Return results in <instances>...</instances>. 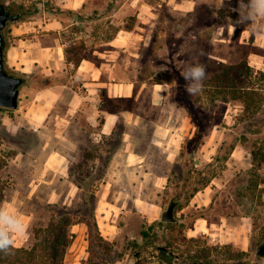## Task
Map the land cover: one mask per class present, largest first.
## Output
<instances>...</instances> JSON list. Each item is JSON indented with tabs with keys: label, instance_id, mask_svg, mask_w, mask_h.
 Segmentation results:
<instances>
[{
	"label": "rangeland",
	"instance_id": "374dc122",
	"mask_svg": "<svg viewBox=\"0 0 264 264\" xmlns=\"http://www.w3.org/2000/svg\"><path fill=\"white\" fill-rule=\"evenodd\" d=\"M87 1L82 12L88 20L70 26L65 38L68 43L80 41L77 46L79 55L98 60L100 53H94V49L110 51L112 45L109 42L121 29L125 31L123 46H119L118 52L114 51L111 55L118 58L119 63L115 66L118 76L136 80L141 94L138 100L126 102L124 108L135 109L145 115L158 110V107L151 105L150 97L157 86L164 84L169 93L168 102L173 103V109L179 106L182 111L180 115L173 113L172 120L183 121L184 115L189 116L190 133L197 131V134L204 136L203 140L197 136L185 139L184 145L190 150L197 148L201 141L205 142V147L203 151L195 152L184 149L185 157L176 166L173 183H181L186 196L180 201L187 203V196L195 187L205 188L207 179L215 182L207 188V206L192 205L180 210L177 205L176 229L171 231V226H163L165 236L179 246L176 249L178 258L172 264L185 262L187 256L206 246L217 247L213 249L212 259L218 263H225L231 251L246 250L248 254L235 260L234 264H264V256L259 253V244L264 241V164L256 162L251 166L252 162L246 159L238 164L244 157L242 151L228 162L230 145L242 141L250 151L251 145L264 144V83L258 78L254 79L253 87L258 89L250 94L249 100L255 101L259 110L250 117L251 112L244 110V103L230 97V90L215 80L217 73L209 67L218 61L233 64L247 60L257 70L264 71V18H250L252 0H230L229 4L215 6L199 1L192 10L166 2L159 5V0ZM0 2L16 12H28V18L44 12L63 17L68 23L73 18L59 0ZM256 8L258 11L261 9L260 5ZM14 22L9 23L6 34ZM84 39L87 42H81ZM103 56H106L105 52ZM197 64L205 66L204 79L197 80L192 75V69ZM17 109H0V159L7 162L0 172V180L6 185V197L0 203V214H4V219L0 215V233L11 236L16 246H28L34 238L33 226L48 224L54 214L60 217L67 213L75 217L74 212H79L90 221V240L85 256L80 258L78 264H168L156 249L162 242H150L143 237L142 231L149 226L141 215H126L120 221V228L110 232L100 228L94 220L96 198L89 193L88 196L74 199L71 204L48 202V189L42 187L38 188V193L29 196V180L37 176L34 173L37 162L23 158L21 153H27L24 148L28 143L36 144L37 138L35 132L17 117ZM144 120L148 128V117ZM21 126L24 130H21ZM108 144L110 147L114 145ZM86 169L90 170L88 167ZM180 177L187 180L180 181ZM81 183L90 190V181ZM185 183L187 187H183ZM169 186L176 191L180 189L171 182ZM164 193H161L164 197L162 200H165L164 209H167L175 195ZM11 211H15L13 216L8 214ZM24 213L32 216L26 227L19 220L24 219ZM200 216L207 217L215 224L224 218V230L216 227L212 231L215 234L207 232L195 235L191 228ZM244 219H247L245 225ZM16 221L22 222L23 227L19 222L15 225ZM180 229L184 230L189 242L178 239ZM155 232H162L158 223L151 230L152 234ZM147 243L149 246H146ZM137 252L140 253L136 255Z\"/></svg>",
	"mask_w": 264,
	"mask_h": 264
},
{
	"label": "crops",
	"instance_id": "0c3cea01",
	"mask_svg": "<svg viewBox=\"0 0 264 264\" xmlns=\"http://www.w3.org/2000/svg\"><path fill=\"white\" fill-rule=\"evenodd\" d=\"M59 1L63 8L78 12L69 23L63 17L44 12L15 20L6 34L5 61L11 70L25 78L17 117L35 132L37 138L36 144L28 143L24 148L28 154L25 151L21 153L23 158L37 162L33 171L37 176L29 180V196L38 193V188L42 187L48 189V202L71 204L74 199L89 193L96 198L94 220L100 228L110 232L120 228V221L126 215H141L148 224L154 223L162 218L165 210L161 193L173 194L175 188L169 183L177 174L176 166L185 157L184 149L190 150L184 145L185 139H193L197 131L190 133L189 116L184 115L183 121L172 120L173 113L180 115L182 111L179 106L173 109V103L168 102L169 93L164 84L157 86L150 97L151 105L158 110L145 115L138 110L124 108L126 102L138 100L141 94L136 80L118 76L115 66L119 61L111 55L123 46L125 31L121 29L109 42L112 45L110 51L94 49V53H100V59L84 55L77 63L68 46H73L77 52L80 41L68 43L65 34L70 26L88 20L82 12L88 1ZM255 1L252 0L250 11L252 20L264 18V0ZM165 2L192 10L199 3L215 6L231 1L159 0L158 4ZM258 5L260 11L256 8ZM104 52L106 56L102 57ZM146 117L150 124L148 128L144 124ZM21 130H24L23 126ZM108 143H113V147ZM197 146L190 151H203L205 142L201 141ZM230 146L228 162L242 151L244 157L238 164L244 159L252 162L251 166L256 164L258 146L251 145L250 151L242 141ZM84 169L86 171L82 172ZM183 179L186 180L180 177V181ZM85 181H90V190L82 185L81 182ZM213 182L210 179L205 188L200 187L179 209L192 205L207 206V188ZM11 212L8 214L13 216L15 211ZM74 213L78 218L71 226L74 238L66 254L67 264L79 263L90 240L89 219L83 213ZM1 217L4 219V214ZM31 219L32 216L24 213V219L19 220L26 227ZM243 221L245 225L247 219ZM224 226V218L215 224L200 216L191 229L195 235L215 234L213 228L224 230Z\"/></svg>",
	"mask_w": 264,
	"mask_h": 264
},
{
	"label": "trees",
	"instance_id": "16d2710c",
	"mask_svg": "<svg viewBox=\"0 0 264 264\" xmlns=\"http://www.w3.org/2000/svg\"><path fill=\"white\" fill-rule=\"evenodd\" d=\"M2 4L4 6L10 7L8 5H5L4 3ZM59 10L64 11V9ZM67 12L72 16L78 13L71 9H67ZM17 15V20L28 18V12L26 11H24V13L17 12ZM10 22L11 21L8 22L7 26L4 29L5 42L6 30ZM68 48L70 53L72 54L71 57L74 58L78 63L84 55H79L73 48V46H68ZM5 67L8 72L18 75L15 71L11 70L8 67L6 61ZM209 67L212 70H215V72L217 73V75L215 76V80L218 81L219 84L223 85L222 87L228 88V90H230L229 94L231 98L243 102L245 108L244 110H248L249 112H251L250 117H253L259 110V105L256 104L255 101L249 100V98L251 97L250 94L253 92H257L258 89L257 87H253L254 79L258 78L264 83V71L257 70L247 60H243L239 63L233 64H227L223 61H218L217 63H211ZM23 80L25 82V78H23ZM218 85H215V87L218 88ZM0 109L9 110L11 108L0 106ZM201 136L202 134H197V137ZM255 145L259 147L256 153L258 158L257 162L260 165H263L264 144L255 143ZM6 165L7 162L3 159H0V172L5 168ZM1 181L2 180H0V203H2V201L6 197V185ZM173 181L174 180L172 178L171 183L175 185V187L181 186L179 182L178 184H175L173 183ZM209 181L210 179H207L204 182V185H207ZM183 187H187V183H185ZM198 190H200V187L197 186L189 192V195L187 196V202L189 201L190 197L194 195ZM173 195H175L173 199L178 202V207H183L185 203L183 201H180V199L185 198L186 191H184V189H177V191L174 190ZM76 221L77 219L71 214L66 213L60 217H56V215L54 214L49 220L48 224L36 225L32 227L34 238L28 246H16L13 244L8 252L0 251V264H65L66 254L74 238V233L71 230V226ZM157 223L161 227L162 232H155L154 234H152L151 230ZM177 223L178 221L166 222L160 219L154 223L147 224L149 226L148 229H144L142 231L143 237L148 238L150 242L161 241L162 243L160 244L166 246L170 251L174 252V254H171L167 251H160V257L163 260L167 261L168 264H172L178 258L176 249H179V246L175 243V241L165 236L163 226H171L169 229L171 231H174V229H176L174 225ZM179 232V240H181L182 242L190 241L183 229H180ZM3 237L4 235L0 233V238ZM146 246H149V243H147ZM226 246L230 245L227 244ZM216 248L217 247L215 246H206L201 250H196L195 253L187 256V261L189 259L191 261L203 260L209 264H234L235 260H239L248 254V251L246 250L231 251V254L229 255L225 263H218L215 259H212L213 249ZM259 253L264 256V241H261L259 244ZM181 264L186 263L182 262Z\"/></svg>",
	"mask_w": 264,
	"mask_h": 264
},
{
	"label": "water",
	"instance_id": "95a60500",
	"mask_svg": "<svg viewBox=\"0 0 264 264\" xmlns=\"http://www.w3.org/2000/svg\"><path fill=\"white\" fill-rule=\"evenodd\" d=\"M18 19V15L11 14L5 8V6L0 5V106L15 109L20 106V91L21 86L24 83L22 77L10 73L6 70L5 67V36L4 29L7 26L9 21H15ZM177 201L172 199L169 202L167 209L164 210L162 214V220L166 222L176 221V207ZM158 251H167L171 254H174L173 251H170L166 246L159 245L156 247ZM140 252H137L138 255ZM188 264H209L206 261H187ZM148 264V263H146Z\"/></svg>",
	"mask_w": 264,
	"mask_h": 264
},
{
	"label": "clouds",
	"instance_id": "9594fccd",
	"mask_svg": "<svg viewBox=\"0 0 264 264\" xmlns=\"http://www.w3.org/2000/svg\"><path fill=\"white\" fill-rule=\"evenodd\" d=\"M206 74L205 66L203 64H197L195 68L192 69V75L197 80L204 79ZM19 222V221H18ZM21 228L23 227L22 222H19ZM13 239L7 233H5L3 238H0V251L8 252L13 246Z\"/></svg>",
	"mask_w": 264,
	"mask_h": 264
},
{
	"label": "flooded vegetation",
	"instance_id": "af4514ba",
	"mask_svg": "<svg viewBox=\"0 0 264 264\" xmlns=\"http://www.w3.org/2000/svg\"><path fill=\"white\" fill-rule=\"evenodd\" d=\"M0 5H3L2 2H0ZM3 6H4V5H3ZM5 8H6V10H7L8 12H10L11 14L17 15V12H16L13 8H11V7H7V6H5Z\"/></svg>",
	"mask_w": 264,
	"mask_h": 264
}]
</instances>
